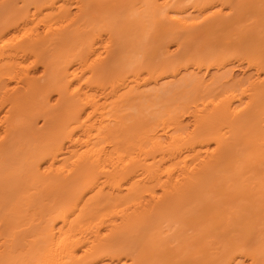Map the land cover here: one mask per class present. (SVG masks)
Listing matches in <instances>:
<instances>
[{
  "label": "bare ground",
  "instance_id": "obj_1",
  "mask_svg": "<svg viewBox=\"0 0 264 264\" xmlns=\"http://www.w3.org/2000/svg\"><path fill=\"white\" fill-rule=\"evenodd\" d=\"M0 264H264V0H0Z\"/></svg>",
  "mask_w": 264,
  "mask_h": 264
},
{
  "label": "rangeland",
  "instance_id": "obj_2",
  "mask_svg": "<svg viewBox=\"0 0 264 264\" xmlns=\"http://www.w3.org/2000/svg\"><path fill=\"white\" fill-rule=\"evenodd\" d=\"M171 49L172 48H174V45L172 44L171 46ZM232 64H230V65H227L226 66V68L224 69V71H226L227 69H229V68H231V72H229L224 78H223V84H222V87H226V86H228V85H230V84H232V82L233 81H236L237 79H240V78H242L243 76H244V74H248V70H246L245 68H244V70H243V68L241 67H233V66H231ZM182 73V74H181ZM180 73V75H177V77H176V79L174 78V80H177V78L179 77H181V76H187L188 74H187V72H181ZM211 73L213 74V73H215V70H212L211 71ZM250 73V72H249ZM210 74V73H209ZM231 75V76H230ZM249 75V74H248ZM178 78V79H179ZM169 81H173L171 78H165L163 81H160L161 83H168ZM159 82V83H160ZM160 83V84H161ZM172 84H174V83H171L170 85H172Z\"/></svg>",
  "mask_w": 264,
  "mask_h": 264
}]
</instances>
